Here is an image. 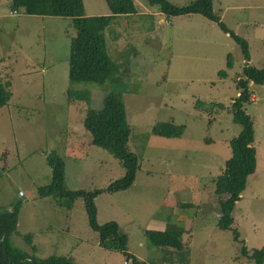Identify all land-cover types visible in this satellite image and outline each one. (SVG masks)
<instances>
[{"label":"rangeland","instance_id":"obj_1","mask_svg":"<svg viewBox=\"0 0 264 264\" xmlns=\"http://www.w3.org/2000/svg\"><path fill=\"white\" fill-rule=\"evenodd\" d=\"M132 1L136 10L121 24L134 29L121 35L119 44L112 41L115 33L106 29L105 36L107 54L118 63L120 85L127 90L121 93L129 125L126 146L138 156V167L129 187L94 198L97 221L116 222L127 237V254L141 264H256L248 254L264 248V84H251L256 98L244 110L253 122L257 166L234 203L231 228L219 229L213 178L230 157V140L240 128L231 103L244 66L241 47L199 14L167 17L146 0ZM169 1L185 6L194 0ZM220 2L229 6L221 7L222 15ZM84 5L89 14L109 13L105 0ZM211 5L246 38L251 65L260 67L264 0H211ZM74 34L68 17L28 15L0 0V84L6 92L0 106V209L17 204V229L10 239L39 259L123 264L121 253L99 246L82 197L38 192L51 181L46 162L51 153L64 161L67 190L105 189L124 171L89 141L83 127L86 111L101 107L111 87L69 79L65 58ZM134 59L139 64L127 66ZM158 122L183 124L184 130L178 137L156 135L151 128ZM157 227L179 231L180 250L154 246L145 232ZM235 230L241 241H235Z\"/></svg>","mask_w":264,"mask_h":264},{"label":"trees","instance_id":"obj_2","mask_svg":"<svg viewBox=\"0 0 264 264\" xmlns=\"http://www.w3.org/2000/svg\"><path fill=\"white\" fill-rule=\"evenodd\" d=\"M109 13L105 15H87L84 0H9L12 9H22L28 15L59 16L70 18V24L75 34L69 37L68 76L76 82L107 83L110 90L106 93L99 108H89L83 119V127L90 132L92 144L101 147L118 160L123 168L120 178L110 182L105 189L86 191L82 189L67 190L65 188V164L56 153L46 156V162L51 167V181L38 188L40 195H56L74 199L82 197L87 214L88 224L97 232L98 244L106 250H114L125 257L126 264H141L126 252L127 237L121 234L118 224L114 221H97V210L94 198L103 191L116 192L129 187L134 180L138 156L126 146L129 135V125L122 102L121 93L127 91L120 85L118 63L112 61L107 54L105 30L112 26L115 19L121 15L135 12L132 0H105ZM154 5L167 17L186 14H199L215 21L219 28L228 31L229 35L240 45L245 60H248L246 39L226 26L212 10L211 0H194L185 6H177L169 0H146ZM106 30V31H107ZM123 64L126 61L123 60ZM249 82L260 85L264 82V63L260 67L245 65L241 76L236 80L239 91L232 103V119L239 124L238 134L230 140L231 155L223 162L222 170L213 178V195L218 203L216 226L219 229H229L233 223L231 211L234 203L240 199L246 187L247 179L257 166L256 149L253 142V122L244 111L253 93ZM5 86L0 84V106L5 103ZM184 130L183 124L173 122H158L151 132L163 137H178ZM225 194V197L223 195ZM19 212L17 204L9 209H0V264H73L66 257L51 256L39 259L33 254L16 247L10 237L15 234ZM145 235L156 247L180 250V232L177 230H146ZM235 241L238 232L234 231ZM32 251L35 248L31 247ZM243 253L247 248L242 246ZM256 264H264V248L253 249L248 254Z\"/></svg>","mask_w":264,"mask_h":264},{"label":"crops","instance_id":"obj_3","mask_svg":"<svg viewBox=\"0 0 264 264\" xmlns=\"http://www.w3.org/2000/svg\"><path fill=\"white\" fill-rule=\"evenodd\" d=\"M220 5H221V2H220ZM225 10L226 8H228L229 6H228V4H222L221 6H220V9H219V14L220 15H222V8ZM136 10V9H135ZM86 11V10H85ZM86 14L87 15H95V14H89V13H87L86 12ZM220 15H219V19H220ZM124 17H126L125 15L123 16V17H120V21H119V26H118V28L116 29V28H113L112 26H110L109 27V29H108V31L109 32H113V33H115V36H114V38H113V40L112 41H114V42H116L115 44H119V42L121 41V35H123V34H130V32L134 29V28H126L124 25H122L121 24V21L122 20H124ZM224 23V22H223ZM225 24V23H224ZM226 25V24H225ZM120 26H122L123 28H120ZM226 26H228V25H226ZM229 27V26H228ZM231 30H233V28H231V27H229ZM234 31V30H233ZM226 34H228L229 35V32L228 31H224ZM235 32V31H234ZM236 33V32H235ZM238 34V33H237ZM240 35V34H239ZM242 36V35H241ZM244 37V36H243ZM245 38V37H244ZM246 39V38H245ZM246 42H247V40H246ZM248 44V43H247ZM119 48L120 49H122L120 46H119ZM66 60L65 61H67V58H65ZM139 60H136V59H134V60H132V61H130V63H129V65H127V66H129V67H135L136 66V64H139V62H138ZM123 63V62H122ZM245 65H251V62H250V58H248V60H245L244 59V66ZM243 66V67H244ZM242 67V68H243ZM237 75H239L238 77H236L237 79L241 76V74L240 73H237ZM251 82H249V86H251ZM263 84H264V82H263ZM238 93H239V91H238ZM256 98V95L254 94V93H252L251 95H250V102H252V101H254V99ZM89 141L90 142H92L91 141V136H89ZM86 156H87V154H86ZM18 195H19V192H18ZM215 196L213 195V198H214ZM217 211V210H216ZM216 215H217V217H218V213H215ZM147 230H162L161 228H153V229H147ZM126 248H127V245H126Z\"/></svg>","mask_w":264,"mask_h":264},{"label":"built area","instance_id":"obj_4","mask_svg":"<svg viewBox=\"0 0 264 264\" xmlns=\"http://www.w3.org/2000/svg\"><path fill=\"white\" fill-rule=\"evenodd\" d=\"M13 12H15V11H13ZM19 194H20V192H19ZM123 264H126V262H124Z\"/></svg>","mask_w":264,"mask_h":264},{"label":"water","instance_id":"obj_5","mask_svg":"<svg viewBox=\"0 0 264 264\" xmlns=\"http://www.w3.org/2000/svg\"><path fill=\"white\" fill-rule=\"evenodd\" d=\"M238 95H239V93H238Z\"/></svg>","mask_w":264,"mask_h":264}]
</instances>
